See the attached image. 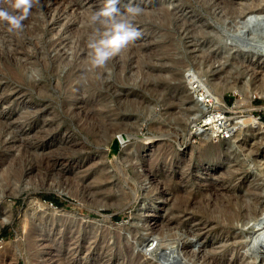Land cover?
<instances>
[{"label":"rangeland","instance_id":"obj_1","mask_svg":"<svg viewBox=\"0 0 264 264\" xmlns=\"http://www.w3.org/2000/svg\"><path fill=\"white\" fill-rule=\"evenodd\" d=\"M133 2L94 71L100 0L0 26V264H264V0Z\"/></svg>","mask_w":264,"mask_h":264},{"label":"clouds","instance_id":"obj_2","mask_svg":"<svg viewBox=\"0 0 264 264\" xmlns=\"http://www.w3.org/2000/svg\"><path fill=\"white\" fill-rule=\"evenodd\" d=\"M41 0H0V26L9 32L23 29V22ZM121 0H100V7L89 13L87 36L89 70L104 69L122 51L135 44L142 33L135 20L144 8L129 0L121 10Z\"/></svg>","mask_w":264,"mask_h":264},{"label":"bare ground","instance_id":"obj_3","mask_svg":"<svg viewBox=\"0 0 264 264\" xmlns=\"http://www.w3.org/2000/svg\"><path fill=\"white\" fill-rule=\"evenodd\" d=\"M10 68V67H9ZM15 71H17V73L15 74V75H17L18 74V71L19 70H15ZM13 73V72H12ZM20 74V73H19ZM19 76V75H18ZM20 77H22L21 75H20ZM20 79H22V78H20ZM214 121H216V119H213V117H210L209 119H206L205 120V122H204V124H208V123H211V125H212V127L213 126H215V129H217V126H216V124L214 123ZM194 125H196V123L194 124ZM263 128H264V125H263ZM262 128V129H263ZM119 139H124V137L123 136H120L119 137ZM12 173V172H11ZM5 175V174H4ZM41 219V218H40ZM4 224V221L3 220H0V227L2 226ZM33 240V239H32ZM258 239L256 238V239H254V241H253V246L256 244V242H259V241H257ZM31 241V240H30ZM13 251V250H12ZM5 254H7V252H5L4 253V255ZM9 254H10V252H9ZM12 255V254H11ZM5 257V256H4Z\"/></svg>","mask_w":264,"mask_h":264},{"label":"water","instance_id":"obj_4","mask_svg":"<svg viewBox=\"0 0 264 264\" xmlns=\"http://www.w3.org/2000/svg\"><path fill=\"white\" fill-rule=\"evenodd\" d=\"M114 146H116V147L118 148V141H117V140L114 142L113 147H114Z\"/></svg>","mask_w":264,"mask_h":264},{"label":"built area","instance_id":"obj_5","mask_svg":"<svg viewBox=\"0 0 264 264\" xmlns=\"http://www.w3.org/2000/svg\"><path fill=\"white\" fill-rule=\"evenodd\" d=\"M227 136V135H226Z\"/></svg>","mask_w":264,"mask_h":264},{"label":"trees","instance_id":"obj_6","mask_svg":"<svg viewBox=\"0 0 264 264\" xmlns=\"http://www.w3.org/2000/svg\"><path fill=\"white\" fill-rule=\"evenodd\" d=\"M51 199V198H50Z\"/></svg>","mask_w":264,"mask_h":264}]
</instances>
